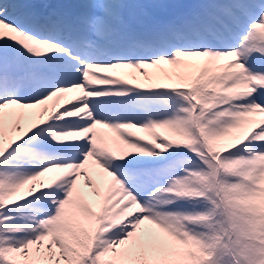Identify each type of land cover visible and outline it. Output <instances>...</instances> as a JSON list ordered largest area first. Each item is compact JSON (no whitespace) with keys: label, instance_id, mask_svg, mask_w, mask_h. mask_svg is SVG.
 I'll return each instance as SVG.
<instances>
[{"label":"snow or ice","instance_id":"obj_1","mask_svg":"<svg viewBox=\"0 0 264 264\" xmlns=\"http://www.w3.org/2000/svg\"><path fill=\"white\" fill-rule=\"evenodd\" d=\"M0 264H264V0H0Z\"/></svg>","mask_w":264,"mask_h":264}]
</instances>
